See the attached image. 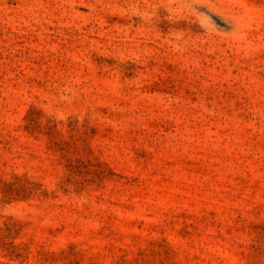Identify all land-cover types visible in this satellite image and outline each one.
<instances>
[{"label": "rangeland", "instance_id": "1", "mask_svg": "<svg viewBox=\"0 0 264 264\" xmlns=\"http://www.w3.org/2000/svg\"><path fill=\"white\" fill-rule=\"evenodd\" d=\"M0 264H264V0H0Z\"/></svg>", "mask_w": 264, "mask_h": 264}]
</instances>
